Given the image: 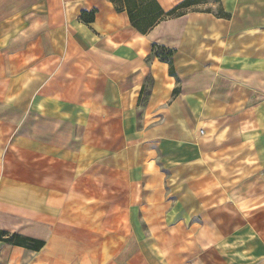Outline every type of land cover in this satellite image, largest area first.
<instances>
[{
	"label": "crops",
	"instance_id": "1",
	"mask_svg": "<svg viewBox=\"0 0 264 264\" xmlns=\"http://www.w3.org/2000/svg\"><path fill=\"white\" fill-rule=\"evenodd\" d=\"M0 231L43 242L0 264H264V0L146 34L110 0H0Z\"/></svg>",
	"mask_w": 264,
	"mask_h": 264
},
{
	"label": "trees",
	"instance_id": "2",
	"mask_svg": "<svg viewBox=\"0 0 264 264\" xmlns=\"http://www.w3.org/2000/svg\"><path fill=\"white\" fill-rule=\"evenodd\" d=\"M110 1L114 5L116 10L126 12L131 26L140 34H146L155 25L165 19L184 14L185 12L178 13L181 10L200 5L205 2V0H183L168 12H164L156 0ZM94 14L95 11H92L87 15H82L83 20L87 22L93 21ZM218 15L225 16V14L221 10L219 11ZM152 53L159 60L171 64V58L173 56L172 50L154 45L152 47ZM0 241L11 245L25 247L34 251L40 250L43 246L42 241L24 237L15 233L10 234L5 231H0Z\"/></svg>",
	"mask_w": 264,
	"mask_h": 264
},
{
	"label": "rangeland",
	"instance_id": "3",
	"mask_svg": "<svg viewBox=\"0 0 264 264\" xmlns=\"http://www.w3.org/2000/svg\"><path fill=\"white\" fill-rule=\"evenodd\" d=\"M205 1H206V0H205ZM213 4H214V6H215V4H216V0H213ZM214 6L210 7V6H207V4H206V5H196V6H193V7L187 8V9H185V10H181V11H179L178 13H180V12H187V11H189V10H194V9L210 10V9L213 8Z\"/></svg>",
	"mask_w": 264,
	"mask_h": 264
}]
</instances>
